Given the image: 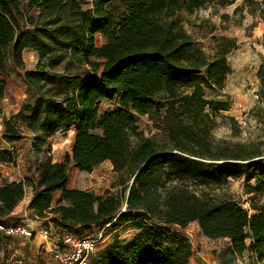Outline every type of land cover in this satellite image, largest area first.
Listing matches in <instances>:
<instances>
[{"label": "trees", "instance_id": "trees-1", "mask_svg": "<svg viewBox=\"0 0 264 264\" xmlns=\"http://www.w3.org/2000/svg\"><path fill=\"white\" fill-rule=\"evenodd\" d=\"M234 1L0 0V98L8 67L24 70V50L38 55L35 68L23 72L27 98L3 118L6 147L0 148V163L15 164L14 143L24 132L32 152L43 153L36 176L0 185V225L14 224L9 215L30 187L28 209L39 219L50 216L59 232L106 230L112 220L111 231L139 232L127 242L114 234L90 253L87 264H189L192 246L175 228L190 222L208 238L229 241L212 252L216 264H236L245 251L263 262L264 204L259 217L249 218L236 200L189 188L228 177L245 176L248 182L257 174V189H264V150L216 142L211 130L220 105L204 95L206 89L223 88L227 56L238 44L215 34L217 26L209 20L189 33L179 17L205 3ZM243 5L264 19V0ZM96 35L103 44L96 45ZM208 37L210 54L199 42ZM257 78L264 103V58ZM114 99L117 108L99 113L103 100ZM135 115L147 116L159 134L144 137ZM70 127L71 151L54 162L45 156L48 139ZM105 161L117 175V193L67 189L61 202L50 204L71 164L89 173ZM3 238L10 237L0 232V242Z\"/></svg>", "mask_w": 264, "mask_h": 264}, {"label": "rangeland", "instance_id": "rangeland-1", "mask_svg": "<svg viewBox=\"0 0 264 264\" xmlns=\"http://www.w3.org/2000/svg\"><path fill=\"white\" fill-rule=\"evenodd\" d=\"M187 2L191 0H186ZM34 8H29V13H34ZM184 28L189 32L195 31L194 25L203 20H209L217 26L215 34L234 38L238 48L227 56L230 71L226 76L222 89L205 90L204 95L208 100L219 104V109L214 113L212 137L216 142H227L230 144H243L247 147H258L264 150V103L258 99L257 91L259 83L257 78L258 68L262 58H264V19L260 13L251 16L247 13V8L243 5V0H235L233 4L219 6L215 3H205L193 13L181 12L179 14ZM96 45L104 43V38L100 35L95 37ZM203 50L210 54L211 42L208 38L200 39ZM24 70H33L38 60V55L32 50H24L22 53ZM24 70L9 66L7 75L4 77V92L0 98V148L6 147L3 135V118H9L15 114L27 98L26 86L23 81ZM188 92V91H187ZM216 106V105H214ZM118 107L117 99L103 100L99 104V113L110 111ZM138 131L144 137H152L158 133L152 121L145 115H135ZM74 135V128L70 127L64 131H58L49 139L48 155L52 161L60 162L65 154L70 153ZM31 137L28 133H23L22 138L15 142L17 148V158L15 164L0 163V185L15 180H23L36 176V168L39 158L43 155H35L30 147ZM8 147V145H7ZM207 162V161H206ZM7 166L9 170H5ZM14 170H20V176L13 175ZM13 171V172H12ZM116 173L112 170L110 162L105 161L95 167L90 174L78 171L74 165H70L68 177L65 185L52 193L51 205L61 202L63 193L69 189H84L101 195L105 191L117 193L120 187L115 186ZM19 179V180H18ZM13 180V181H10ZM260 177L254 174L250 181H246L245 176L239 178H226L220 183L208 185H190L189 188L196 192L208 193L210 196L219 198H232L239 202L247 211L249 218L259 217L261 207L264 204V189H257ZM32 192L30 187H25L24 197L11 211L9 218L14 224H24L31 231V237H10L2 239L0 242V264H61L56 253L65 256L72 249L64 245L62 238L64 235L83 239H98L100 244L98 249L112 241L113 235L122 242H127L140 235L133 228H118L110 230V222L105 228L93 227L89 230L75 228L70 232H59L50 221V216L39 219L28 209ZM126 197V192L124 193ZM124 203L122 209L124 210ZM19 209V213L16 210ZM121 209V210H122ZM176 229V228H175ZM180 232L190 237L193 256L189 259V264H216L212 252L225 246L229 241L225 238L211 239L204 236L196 222H190ZM47 238H43L46 236ZM40 242L32 248L30 243L35 237ZM188 241V240H187ZM249 240H247V243ZM29 246H27L28 244ZM90 255V254H89ZM236 264H264L257 262L254 257L250 258L247 251L237 257Z\"/></svg>", "mask_w": 264, "mask_h": 264}, {"label": "built area", "instance_id": "built-area-1", "mask_svg": "<svg viewBox=\"0 0 264 264\" xmlns=\"http://www.w3.org/2000/svg\"><path fill=\"white\" fill-rule=\"evenodd\" d=\"M175 231L180 232L179 229H175ZM0 232L8 237H31L33 231H31L26 225L24 224H8V225H0ZM182 233V232H180ZM183 234V233H182ZM43 236V238H47ZM190 245L192 246V241L189 236L183 234ZM100 237L98 239H83L79 240L71 235H64L62 238V242L64 245L69 246L72 251L65 256H61V253H56V257L59 258L61 264H87L89 254L95 252L98 249V244ZM195 252L197 255L199 253L192 249V252ZM193 256V255H192Z\"/></svg>", "mask_w": 264, "mask_h": 264}, {"label": "crops", "instance_id": "crops-1", "mask_svg": "<svg viewBox=\"0 0 264 264\" xmlns=\"http://www.w3.org/2000/svg\"><path fill=\"white\" fill-rule=\"evenodd\" d=\"M4 169L7 170V171L9 170V168H8L7 166H5ZM12 172H13V171H12ZM20 173H21L20 170H14V172H13L12 174L15 175V176L18 175V177L21 178ZM83 173H85V174H90V172H89V173L83 172ZM18 180H19V179H18ZM10 181H13V180H10ZM15 181H17V180H15ZM78 189H80V188H78ZM81 190H84V189H81ZM16 211H17V213H19V209L16 210ZM38 239H39V238L36 236L35 239H33V240L30 242V243H33V246H30V247H32L33 249L36 248L35 246H36L37 244L40 243V242H37ZM27 244H28V243H27ZM27 246H29V244H28Z\"/></svg>", "mask_w": 264, "mask_h": 264}, {"label": "water", "instance_id": "water-1", "mask_svg": "<svg viewBox=\"0 0 264 264\" xmlns=\"http://www.w3.org/2000/svg\"><path fill=\"white\" fill-rule=\"evenodd\" d=\"M124 211L123 209L121 210V212Z\"/></svg>", "mask_w": 264, "mask_h": 264}]
</instances>
